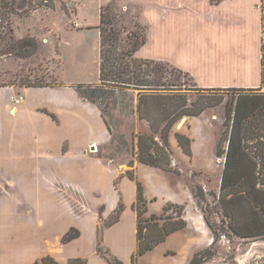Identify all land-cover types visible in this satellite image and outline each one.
Segmentation results:
<instances>
[{
  "label": "crops",
  "instance_id": "crops-1",
  "mask_svg": "<svg viewBox=\"0 0 264 264\" xmlns=\"http://www.w3.org/2000/svg\"><path fill=\"white\" fill-rule=\"evenodd\" d=\"M101 1L98 24L100 8L107 3L120 1L145 15L147 40L137 51L138 58L169 63L201 89L264 90L261 0H222L217 5L210 0ZM73 25V30L91 27L76 21ZM96 30L99 34L97 26ZM19 95L23 101L15 105L11 97ZM109 141L99 111L73 85L0 86V264H32L45 256L60 264L73 258L84 259L83 264H109L95 248L101 217L97 209L103 207L106 218L118 202L111 183L115 172L97 154L98 147ZM92 145L97 151L90 153ZM121 186L125 206L118 221L103 228L102 243L109 257L131 264L136 189L131 180H123ZM127 187H132L131 196L129 191L125 194ZM143 194L148 200L159 198L148 195L146 186ZM85 199L92 211L83 210ZM162 199L183 202L175 194ZM184 219L186 227L158 245L155 256L138 259L139 264H159L157 259L167 250L183 251L180 257L184 256L192 245L180 239L191 226ZM71 229L79 236L62 243Z\"/></svg>",
  "mask_w": 264,
  "mask_h": 264
},
{
  "label": "rangeland",
  "instance_id": "rangeland-1",
  "mask_svg": "<svg viewBox=\"0 0 264 264\" xmlns=\"http://www.w3.org/2000/svg\"><path fill=\"white\" fill-rule=\"evenodd\" d=\"M101 2V0H0V86L15 85L17 89L31 85L51 86L67 83L75 88L81 86L85 90L89 87L106 90L98 80L100 36L96 26H98V6ZM113 4L119 7L120 11L122 6L120 1ZM127 12L128 16L119 14L126 20L123 27L129 33L133 30L131 22L134 16H140L143 23L146 17L134 8ZM74 21L81 27L86 24L91 27L73 30L70 27ZM127 35L124 33L122 39L125 40ZM27 39H34L37 48L24 54V51L18 47ZM152 52L157 54L155 46H152ZM166 64L169 69L165 76L173 78L174 74L170 67L177 68L169 63ZM178 79L177 84L183 85L182 88L186 89L184 91H192L187 94L189 103L195 101L197 97L193 92L196 89L193 86L195 82L182 76ZM115 89L122 93L116 92L120 103L115 108L106 95L97 94L96 103L83 99L97 108L103 122H108L112 129L110 132L105 123L110 141L99 146L97 154L115 172L111 183L118 196L117 205L119 202L124 205L121 183L123 180H129L127 172H131L135 178L131 180L135 189L136 183L140 182L143 188L146 186L148 195L159 196V198L145 199V218L149 219L153 214L160 215L161 208L166 204L162 198L175 194L176 198L183 201L180 204L184 206V217L191 225L181 233L183 235L180 238L181 242L192 243L185 250L184 256L180 257L183 251L178 253L175 249L167 250L157 259L159 264L172 263L175 258H177L176 264H189L194 253L206 248L211 250L214 256L202 264H264V239H240L221 235L213 242L211 230L204 219L200 218L203 217L202 208L214 228L220 230L224 227L221 222L223 216L218 213L217 197L222 161L216 156V146L223 132L225 103L233 98L234 93L219 92L222 100L217 107L207 109L196 118L183 117L175 124L168 135L171 172H165L145 166L137 158V135L150 133L148 124L139 119L134 111L137 96L142 90L134 86ZM263 91L261 89V92ZM176 133L186 135L191 140V155H186L180 149L175 138ZM196 186L201 187L205 195V202L200 203V206L193 194ZM128 191L131 196L132 187H127L125 194ZM129 195L125 200H128ZM134 202L136 203V195L132 199V205L135 204ZM84 205L87 207L83 206V210L93 209V205L87 199L84 200ZM79 209L82 210V207ZM102 209L103 207L97 209L101 217L97 223L95 248L100 256L108 258V251L102 243V232L106 223L115 216V210L108 217L103 218ZM69 233L79 236L77 229H71L67 234ZM188 236L191 239L187 240ZM64 237L61 239L62 243ZM153 251L154 249L139 260L155 256Z\"/></svg>",
  "mask_w": 264,
  "mask_h": 264
},
{
  "label": "trees",
  "instance_id": "trees-1",
  "mask_svg": "<svg viewBox=\"0 0 264 264\" xmlns=\"http://www.w3.org/2000/svg\"><path fill=\"white\" fill-rule=\"evenodd\" d=\"M221 1L210 0V3L217 5ZM118 9L113 3L103 5L97 26L100 36L98 80L106 90L90 87L85 90L81 86L75 89L82 98L91 103H96L97 94L106 95L113 108L120 103L116 92H121L115 88L134 86L142 90L137 96L134 111L139 119L148 124L150 133L137 135V158L141 164L165 172H171L168 135L175 124L183 117L196 118L207 109L217 107L222 100L219 92H233V98L225 103L223 132L216 146V156L222 160L223 165L217 201L218 213L223 216L221 222L224 227L220 230L214 228L202 208L201 212L211 230L213 242L221 235L240 239H264V91L238 88L201 89L193 83L196 88L193 92L197 97L189 103L187 94L192 91H184L186 89L182 88L183 85L177 82L179 76L188 78L191 82L192 78L172 67L170 68L174 77H167L165 74L169 69L168 64L138 58L136 53L147 40V27L140 20V16H134L131 22L133 30L128 33L123 27L126 20L119 13L127 15L129 9L123 5L120 11ZM261 11L264 31V0H261ZM124 33L128 34L125 40L122 39ZM18 48L28 54L36 50L37 42L27 39L21 42ZM262 51L264 52V39ZM105 123L111 132L110 124L106 121ZM175 138L180 149L186 155H191V140L179 133L175 134ZM127 177L129 180L135 179L131 172H127ZM193 194L198 206L205 202L201 187H194ZM123 209V204L119 202L115 216L106 223V227L118 221ZM133 209L136 212L137 232L136 249L131 264H137L140 257L187 225L184 206L180 204L166 203L160 215L153 214L149 219L145 218L146 200L140 182L136 183V203ZM76 237V234H66L63 242L67 243ZM213 256L214 253L208 248L199 250L192 255L189 264H202ZM107 261L109 264H123L115 257H108ZM83 263L85 260L81 258L69 259L67 262ZM32 264L60 263L51 256H45Z\"/></svg>",
  "mask_w": 264,
  "mask_h": 264
},
{
  "label": "built area",
  "instance_id": "built-area-1",
  "mask_svg": "<svg viewBox=\"0 0 264 264\" xmlns=\"http://www.w3.org/2000/svg\"><path fill=\"white\" fill-rule=\"evenodd\" d=\"M11 99L15 105L20 104L23 101V97L21 95L13 96Z\"/></svg>",
  "mask_w": 264,
  "mask_h": 264
},
{
  "label": "water",
  "instance_id": "water-1",
  "mask_svg": "<svg viewBox=\"0 0 264 264\" xmlns=\"http://www.w3.org/2000/svg\"><path fill=\"white\" fill-rule=\"evenodd\" d=\"M94 149H95V146L92 145V146L90 147V150H91V151H94Z\"/></svg>",
  "mask_w": 264,
  "mask_h": 264
},
{
  "label": "bare ground",
  "instance_id": "bare-ground-1",
  "mask_svg": "<svg viewBox=\"0 0 264 264\" xmlns=\"http://www.w3.org/2000/svg\"><path fill=\"white\" fill-rule=\"evenodd\" d=\"M95 150V149H94Z\"/></svg>",
  "mask_w": 264,
  "mask_h": 264
}]
</instances>
